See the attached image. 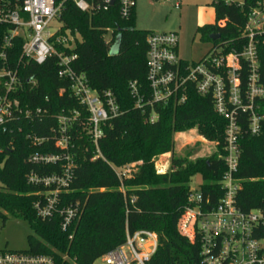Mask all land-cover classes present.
Here are the masks:
<instances>
[{
    "label": "trees",
    "instance_id": "trees-1",
    "mask_svg": "<svg viewBox=\"0 0 264 264\" xmlns=\"http://www.w3.org/2000/svg\"><path fill=\"white\" fill-rule=\"evenodd\" d=\"M260 1L244 0L240 5L228 0H214L215 24L199 27L198 34L203 41L213 43L212 49L224 46L227 52L238 51L244 44L241 31L246 13ZM62 20L67 29L78 32L81 38L73 50H68V54L78 57L74 70L85 74L95 90L113 91L122 115L104 129L100 149L106 160L92 161L95 150L90 143L74 139V148L70 151L75 164L73 181L69 191L61 195L57 210L78 205L81 211L67 232L61 229L60 217L46 221L38 217L35 204L43 200L45 189L28 182V176L33 172L48 175L62 170L60 165L43 168L29 162L32 155L45 153L47 149L33 147L26 133L33 129L37 135L47 136L56 121L44 120L33 127L22 123L23 135H5L0 131V145L4 148L0 157L3 165L0 217L4 216V211L27 220L34 232L29 237L28 251L53 256L59 261L67 256L75 259L77 264H95L125 243L127 230L130 233L147 230L155 233L160 242L148 264H202L200 244H191L180 235L177 226L188 205L192 179L198 175L202 177L201 190L212 207L222 197L220 182L226 167L218 155L196 161L173 156L170 171L159 175L155 159L174 154L175 135L195 127L210 140L218 142L221 152L225 121L215 113L211 99L192 90L184 105L157 106L159 120L153 124L135 107L129 83L148 86L147 38L151 33L136 28V11L127 22L120 19L117 7L107 13L89 16L68 1ZM223 21L226 25L220 27L219 23ZM217 35L219 40L213 41L212 36ZM119 36L120 53L111 57V48ZM58 70L55 59L43 66L31 64L23 72L24 82L35 78L38 87L26 92L23 103L49 109L57 116L63 110L67 113L77 110L86 118L84 107L71 96L70 83L59 78ZM62 88H66L67 93L61 96ZM78 132L81 133V129ZM240 146L241 160L236 178L241 183L236 205L244 212L264 210V139L244 133ZM48 151L57 153L53 145H49ZM134 163L140 164L133 178L121 183L114 168Z\"/></svg>",
    "mask_w": 264,
    "mask_h": 264
},
{
    "label": "built area",
    "instance_id": "built-area-1",
    "mask_svg": "<svg viewBox=\"0 0 264 264\" xmlns=\"http://www.w3.org/2000/svg\"><path fill=\"white\" fill-rule=\"evenodd\" d=\"M68 1L89 16L117 7L120 19L127 22L136 11V0H115L114 5L113 0H0V131L5 135H23L22 123L33 127L44 120L56 121L47 136H39L33 129L26 133L33 147L47 149L45 153L32 155L29 162L43 168L60 165L62 170L48 175L33 172L28 182L45 189L43 200L35 204L38 217L44 221L60 217L63 232L72 228L81 211L78 205L57 210L61 195L69 191L73 181L75 164L70 151L74 148V139L90 143L95 150L92 161L106 160L100 149L104 129L122 115L113 91L95 90L87 76L73 68L78 57L68 54V50L75 48L80 35L67 29L62 20ZM159 1L164 5L174 2ZM175 8H181V0H175ZM245 17L241 31L244 44L238 51L227 52L226 47L220 46L197 63L180 58L177 33L151 32L147 38L148 86L129 83L135 107L152 124L159 120L157 106L184 105L190 90L211 99L215 113L225 121L221 152L218 142L211 143L215 155L226 167L220 182L222 197L211 207L210 200L204 198L202 184L198 189L190 187L188 205L177 226L180 235L191 244H200L202 264H264V210L244 212L236 205L241 183L236 178L241 138L245 133L264 139V0ZM225 25V21L219 23L220 27ZM50 59L56 60L59 78L70 83L71 96L84 107L86 118L77 110L70 113L63 110L57 116L49 109L23 103L26 92L38 87L35 78L24 82L23 72L31 64L43 66ZM59 92L62 96L67 89ZM49 145H53L57 153L48 151ZM3 153L0 145V157ZM169 162L166 160L157 166L159 175L170 171ZM139 164L114 168L120 182L133 178ZM2 168L0 163V172ZM159 243V237L151 231L130 233L127 230L125 243L101 259L104 264H148ZM62 262L78 263L67 256L59 261L53 256L29 251H0V264Z\"/></svg>",
    "mask_w": 264,
    "mask_h": 264
},
{
    "label": "rangeland",
    "instance_id": "rangeland-1",
    "mask_svg": "<svg viewBox=\"0 0 264 264\" xmlns=\"http://www.w3.org/2000/svg\"><path fill=\"white\" fill-rule=\"evenodd\" d=\"M242 5L244 0H228ZM214 0H181V8H175V0L171 4L159 0H136V28L152 33H177L179 38V56L188 62L201 61L213 48L212 42H205L198 34V28L215 24L213 8ZM81 41V38H78ZM203 135L195 127L178 133L174 137V154L164 155L155 161V167L170 161L173 156L188 158L191 161L208 159L215 155V143ZM170 156V157H168ZM161 175V174H160ZM202 177L195 176L190 184L198 189ZM0 217V251H28L29 237L34 235L30 223L7 212L2 211ZM95 264H104L99 259Z\"/></svg>",
    "mask_w": 264,
    "mask_h": 264
},
{
    "label": "water",
    "instance_id": "water-1",
    "mask_svg": "<svg viewBox=\"0 0 264 264\" xmlns=\"http://www.w3.org/2000/svg\"><path fill=\"white\" fill-rule=\"evenodd\" d=\"M115 3V0L112 1V4L114 5ZM220 36H212V40L213 41H217L219 40ZM120 50H121V37L119 36L116 41H115V44L112 46L111 48V51H110V55L111 57H116L119 55L120 53ZM1 174V173H0Z\"/></svg>",
    "mask_w": 264,
    "mask_h": 264
},
{
    "label": "crops",
    "instance_id": "crops-1",
    "mask_svg": "<svg viewBox=\"0 0 264 264\" xmlns=\"http://www.w3.org/2000/svg\"><path fill=\"white\" fill-rule=\"evenodd\" d=\"M214 14H215V12H214Z\"/></svg>",
    "mask_w": 264,
    "mask_h": 264
}]
</instances>
